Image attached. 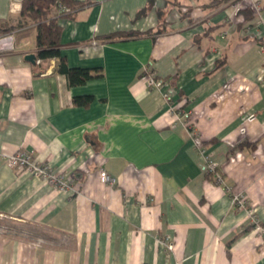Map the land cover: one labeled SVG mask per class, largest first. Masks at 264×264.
Masks as SVG:
<instances>
[{
    "label": "crops",
    "instance_id": "obj_1",
    "mask_svg": "<svg viewBox=\"0 0 264 264\" xmlns=\"http://www.w3.org/2000/svg\"><path fill=\"white\" fill-rule=\"evenodd\" d=\"M90 1L59 20L60 52L101 78L70 86L54 59L27 61L31 27L0 36V264H264V0ZM15 6L0 0V23ZM19 149L75 192L9 167Z\"/></svg>",
    "mask_w": 264,
    "mask_h": 264
},
{
    "label": "trees",
    "instance_id": "obj_2",
    "mask_svg": "<svg viewBox=\"0 0 264 264\" xmlns=\"http://www.w3.org/2000/svg\"><path fill=\"white\" fill-rule=\"evenodd\" d=\"M93 4L90 0H20L17 9V20L13 25H7V22L0 23V36L9 34L16 29L31 27L35 31V56L37 59H54L56 61V72L65 75L70 86L84 84L86 81L101 78L103 72L101 69L71 68L67 60L61 55L60 38L62 27L59 24L60 19H72L78 11L87 8ZM150 7V3L147 8ZM147 8L140 11L137 16L146 12ZM57 12V16L53 13ZM160 24V23H159ZM157 28L155 32H129L113 33L103 36L101 39L105 42L117 39L141 38L154 36L160 33ZM92 97H76L73 104L87 106ZM217 169L213 172L206 171L207 178L216 182ZM251 223L247 229L254 227ZM246 230V229H245Z\"/></svg>",
    "mask_w": 264,
    "mask_h": 264
},
{
    "label": "built area",
    "instance_id": "obj_3",
    "mask_svg": "<svg viewBox=\"0 0 264 264\" xmlns=\"http://www.w3.org/2000/svg\"><path fill=\"white\" fill-rule=\"evenodd\" d=\"M16 4L15 7H18V3L20 0H13ZM259 18V3L255 2L252 8ZM262 27L264 30V22L262 23ZM6 41V42H5ZM13 49L12 46V40L10 36H6L3 38H0V52L3 51H10ZM149 85L155 86V87H162L164 85L163 81L160 80H150ZM163 97L165 100H169L170 96L168 92H165L163 94ZM170 113L172 116L176 119H179V116L177 113H175L174 108L170 107ZM187 117V115H185ZM184 126L190 130L191 133H195V123L193 120L188 118L186 122L184 123ZM6 163L9 167L16 169L18 171L27 173L33 177L39 178L43 180L47 185H49L51 188L57 191H72L75 192L73 185H72V178L69 175L68 172L58 170L53 171L50 169L48 164L39 162L32 151L26 150V149H19L11 154H8L5 156ZM217 168V164L213 161L207 160L204 172L209 171L213 172ZM98 178L101 184H108L113 185L115 180L111 176L107 174V172L104 169L98 170ZM217 183H221V178H217ZM227 191H230L229 187H226ZM231 202L234 206V208H244L247 203V199L244 195L240 193H233L231 194ZM251 223L256 224L257 221L254 216H251ZM261 233L264 236V230H261ZM168 248L170 249L171 246L168 244Z\"/></svg>",
    "mask_w": 264,
    "mask_h": 264
},
{
    "label": "water",
    "instance_id": "obj_4",
    "mask_svg": "<svg viewBox=\"0 0 264 264\" xmlns=\"http://www.w3.org/2000/svg\"><path fill=\"white\" fill-rule=\"evenodd\" d=\"M25 59H26L27 61H29L30 63H34L36 57H35L34 54H28V55H26Z\"/></svg>",
    "mask_w": 264,
    "mask_h": 264
}]
</instances>
